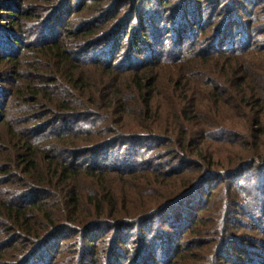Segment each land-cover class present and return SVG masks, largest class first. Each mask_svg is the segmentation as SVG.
I'll return each instance as SVG.
<instances>
[{
	"label": "trees",
	"instance_id": "16d2710c",
	"mask_svg": "<svg viewBox=\"0 0 264 264\" xmlns=\"http://www.w3.org/2000/svg\"><path fill=\"white\" fill-rule=\"evenodd\" d=\"M76 1L40 0L33 15L0 0V39L17 46L0 49V176L12 188L0 189V264H55L70 235L67 264H264L260 4L176 0L168 14L171 0ZM76 9L106 20L70 32ZM105 239L117 249L100 263Z\"/></svg>",
	"mask_w": 264,
	"mask_h": 264
},
{
	"label": "rangeland",
	"instance_id": "374dc122",
	"mask_svg": "<svg viewBox=\"0 0 264 264\" xmlns=\"http://www.w3.org/2000/svg\"><path fill=\"white\" fill-rule=\"evenodd\" d=\"M14 1H16L17 3H18V1H19V3H21L22 4V7H23V10H31L32 8H33V10L32 11H34V13H33V15H35L37 12H38V10L45 4V3H40V0H14ZM74 2H77L76 0H73ZM111 0H107L106 2H102V4L103 5H105V3H109ZM175 1L176 0H171V3H172V6L170 5V6H168L167 8H165L164 10H168V14H170L171 13V11H170V8L171 7H173V3H175ZM201 1V4L202 5H204V6H206L207 7V5L206 4H211V3H209V1H207V0H200ZM221 3H222V6H225L226 5V3L223 1V0H219ZM263 0H254V2H256V4H260V7H261V10H260V16H258L259 18H261V19H259V18H257L258 19V21L260 22L259 24H258V27L257 28H255V30L256 31H259V33H263L262 31H263V27H264V19H263V13H264V3H261ZM189 2H192V1H189ZM225 4V5H224ZM143 5L144 6H142V5H140L141 6V10H140V13L138 12V13H136L135 14V16L133 15V17H134V20H133V24H134V26L136 27V28H138L139 29V31H140V28L142 27L141 26V22H139L140 21V17H141V15L143 14V12L144 11H146V10H148V8H146V7H148V5L146 4V3H143ZM37 6V7H36ZM81 8V7H80ZM128 7H126V11L128 10L127 9ZM82 9V8H81ZM177 10V9H176ZM175 9L173 10V12H172V15L173 14H175ZM97 14H99V13H95V10H94V12H92V15L90 16L87 12H86V10H84L83 12H79V11H77V9H76V11H75V13L73 14V16H72V18L70 19V21L68 20V28H69V30H72V31H70V32H73V30H76V31H78L79 30V27H80V25L81 24H83V23H86L87 21H92V20H96V19H99V22L100 21H105L106 20V17L104 16V14L102 13V14H100V15H98L97 16ZM3 15H6V12L5 11H1L0 10V18L2 17L3 18ZM89 15V16H88ZM96 15V17H94V19H90V18H92L93 16H95ZM144 19H145V21L147 22V15L144 17ZM157 20V19H156ZM155 19H153V24H154V26H155V29H156V27H157V29L156 30H153V32H156L157 30H160L159 29V26H160V21H156ZM240 21H242V18H239V20H238V26L233 30V31H240V26L239 25H241V23H240ZM149 25L150 24H152L151 22H147ZM147 23H145L146 25H148ZM166 24V21L165 22H162L161 24V26H164L165 24ZM97 24H99V23H93V24H87V26H89V25H91V26H96ZM143 24H144V21H143ZM100 25V24H99ZM131 25V24H130ZM5 26H7V25H5ZM113 21H111L109 24H106L105 25V27L106 28H109L110 30L113 28ZM127 27H128V25H127ZM173 27V26H172ZM2 28V27H1ZM152 28H154V27H152ZM151 28V29H152ZM28 27H26L25 29H24V32L27 30L28 31ZM130 29H133L132 27H130ZM130 29H129V32H130ZM147 29V28H146ZM151 29H149L150 31H151ZM81 30H83L82 28H80V31ZM166 30V29H165ZM232 31V32H233ZM122 32H125V33H127V40L129 41L130 39H131V32L129 33L128 32V30L127 29H124ZM232 32H229L228 33V36H230V38L232 37ZM150 33V32H149ZM172 33V32H171ZM258 33V34H259ZM139 35V34H138ZM171 35V34H170ZM172 35H173V33H172ZM228 38V41H231L233 38ZM190 43V42H189ZM188 43V44H189ZM188 44H185V45H183L182 46V48H185V47H187V45ZM11 45V48H12V46H14V47H16L17 48V46L15 45V44H10ZM10 45L6 42V41H4V39H3V37L0 39V49L1 50H4V51H8V50H10L11 48H10ZM101 48V47H100ZM126 48H123V50L119 53V56L120 57H122V58H127V57H129L130 55H132L133 53H135L134 52V50L132 49L131 51H129L128 49H126ZM98 50V49H97ZM96 50V51H97ZM27 59H23V61L21 62V64L25 67V61H26ZM9 68V66L8 65H6V64H4L3 62H2V60H0V71H1V69H8ZM23 72L25 73L26 72V70H23ZM169 73L168 72H166L164 75H163V79H165L164 77L165 76H167ZM166 80V79H165ZM164 91H165V89L164 88H159L158 89V91H157V94H158V97L159 98H161V97H164ZM165 101V100H164ZM46 109L44 108V107H39L38 109H37V111L36 112H38V113H43V111H45ZM26 112H27V110H25L24 112H22L23 113V116L22 117H24L22 120H23V122L25 123H30L29 121H32V117H30V116H28V115H26ZM53 119V118H52ZM224 120L223 121H225L226 122V120H227V118H223ZM33 129V128H32ZM167 169H170V167H168ZM5 177V175H2V176H0V183H1V186H0V189L1 190H6V189H11L12 190V188H9L8 186H7V182H5V180H3L2 178H4ZM164 191H166V189L165 188H162ZM13 190H15V191H18V193L19 192H23V191H25V190H27L26 188H17V189H13ZM135 197H133V200H134V202L133 203H136V201H135ZM138 206V205H137ZM137 206H133V208H138ZM129 208H132V207H129ZM132 211V210H131ZM140 211H138L137 210V213H139ZM141 229H143V228H141ZM144 230V229H143ZM96 232L97 233H99V232H101L100 230H98V231H95V233L94 234H96ZM124 233H121V237H125V236H128V234L130 233L131 235H133V237H131V238H133V239H135V238H137L138 236V234H140L141 232H140V228H137V229H134L132 232H127V231H123ZM203 232H201V235H198L197 237H195V239H196V241H199V243L200 242H202V241H208V239L209 238H207V236H204L203 234H202ZM0 234H2L1 232H0ZM191 234H193L192 232H191ZM189 236H190V234H188ZM67 237V236H66ZM2 239V235H0V240ZM111 239V238H110ZM110 239H105V240H103V242L101 243V245H100V250L98 251V258H99V262L100 263H102V260L105 258V257H108V256H111L112 255V253L114 252V250L115 249H117L116 247H117V245L113 248V246L110 244ZM167 239H168V237H167ZM166 239V240H167ZM139 240V239H138ZM77 240L75 239V237L74 236H72V235H70L68 238H66L62 243H63V246H62V248H61V252L63 253V254H61V256L59 257V259H56V262H55V264H67L66 263V260H65V258L66 257H71L73 254V252H74V250H75V248H76V246H77ZM156 242H165L164 240H160V241H156ZM130 248V252L128 253V254H126L127 255V257H131V256H133V252H135L136 251V249H138V248H140V249H142V250H150V252L156 247V245H155V242L154 243H152V244H148V243H141V244H135V245H133V246H129ZM161 251V249L160 248H158L157 247V254H158V252H160ZM205 251H207V253H205ZM205 251H203L202 252V254H201V256L203 257V259H205L204 257H205V255H209V250H205ZM147 252V251H146ZM149 253V252H148ZM193 253H195V252H190L189 254L191 255V254H193ZM144 257H147V254L145 253L144 255H143ZM91 258H94V257H91ZM153 258H155L154 257V255H153ZM88 260H89V258H88ZM8 262H10V261H8ZM39 262V261H38ZM37 262V263H38ZM119 262L120 263H123V264H127V262H126V260H123V262L121 261V259L119 260ZM36 263V264H37ZM33 264H35V263H33ZM68 264H70V263H68Z\"/></svg>",
	"mask_w": 264,
	"mask_h": 264
}]
</instances>
